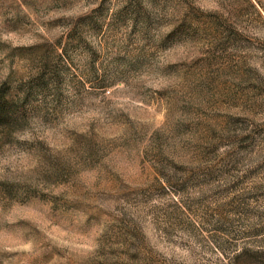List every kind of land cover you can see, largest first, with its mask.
<instances>
[{
	"label": "rangeland",
	"instance_id": "rangeland-1",
	"mask_svg": "<svg viewBox=\"0 0 264 264\" xmlns=\"http://www.w3.org/2000/svg\"><path fill=\"white\" fill-rule=\"evenodd\" d=\"M0 264H264V0H0Z\"/></svg>",
	"mask_w": 264,
	"mask_h": 264
},
{
	"label": "trees",
	"instance_id": "trees-1",
	"mask_svg": "<svg viewBox=\"0 0 264 264\" xmlns=\"http://www.w3.org/2000/svg\"><path fill=\"white\" fill-rule=\"evenodd\" d=\"M11 102L3 97H0V121L8 118Z\"/></svg>",
	"mask_w": 264,
	"mask_h": 264
}]
</instances>
